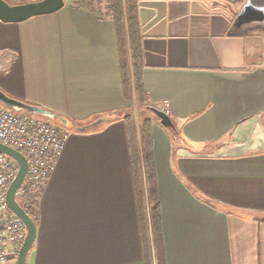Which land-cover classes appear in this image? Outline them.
Returning a JSON list of instances; mask_svg holds the SVG:
<instances>
[{
  "label": "crops",
  "instance_id": "0c3cea01",
  "mask_svg": "<svg viewBox=\"0 0 264 264\" xmlns=\"http://www.w3.org/2000/svg\"><path fill=\"white\" fill-rule=\"evenodd\" d=\"M138 1L167 264H264V0ZM65 2L0 22V90L74 125L27 264H145L116 27Z\"/></svg>",
  "mask_w": 264,
  "mask_h": 264
},
{
  "label": "trees",
  "instance_id": "16d2710c",
  "mask_svg": "<svg viewBox=\"0 0 264 264\" xmlns=\"http://www.w3.org/2000/svg\"><path fill=\"white\" fill-rule=\"evenodd\" d=\"M27 1L30 2L31 0ZM105 1L106 6L101 14L112 20L116 27L125 98L127 101L134 98L140 110L151 113L152 111L147 105L148 99L142 79L144 54L139 19V1ZM125 119L135 173L139 230L143 243L144 263L167 264L154 153L153 129L155 121L152 118L145 119L138 131L131 116L128 115ZM21 206L39 227V205L34 202Z\"/></svg>",
  "mask_w": 264,
  "mask_h": 264
},
{
  "label": "built area",
  "instance_id": "2783aa9c",
  "mask_svg": "<svg viewBox=\"0 0 264 264\" xmlns=\"http://www.w3.org/2000/svg\"><path fill=\"white\" fill-rule=\"evenodd\" d=\"M68 133L51 122L26 113L13 112L0 104V144L22 153L28 173L16 198L20 205H39L46 183L64 153ZM19 164L0 154V264L17 261L25 243L27 229L9 208L7 195L19 174Z\"/></svg>",
  "mask_w": 264,
  "mask_h": 264
},
{
  "label": "water",
  "instance_id": "95a60500",
  "mask_svg": "<svg viewBox=\"0 0 264 264\" xmlns=\"http://www.w3.org/2000/svg\"><path fill=\"white\" fill-rule=\"evenodd\" d=\"M65 5V0H41L39 2H31L24 5L11 6L7 2L0 0V22L4 24L23 23L35 17L56 14L57 12L61 11L65 7ZM246 6L249 7L250 2H248ZM0 104L16 113L23 112L29 115L39 116L48 119L49 121L58 120L60 127L64 130H74V125L68 120L63 119L59 115L42 109L38 106L27 104L22 101L11 98L1 90ZM150 111H152L157 116V118L160 120L161 125L164 128L172 130L175 129L174 124L167 113L151 107ZM113 119V117L98 119L97 121L93 122L90 126L97 127ZM89 128V126H84L77 128L76 130L81 132L87 131ZM0 154L13 158L15 161H17L20 168L17 178L9 188L7 202L10 210L23 221L27 229V237L25 239L24 245L22 246L19 252L17 259V264H27L28 256L34 248L37 240L38 227L35 222L29 217L26 211L22 208V206L19 204L16 195L19 189L23 186L25 178L27 176L28 162L22 153L15 151L2 144H0Z\"/></svg>",
  "mask_w": 264,
  "mask_h": 264
},
{
  "label": "rangeland",
  "instance_id": "374dc122",
  "mask_svg": "<svg viewBox=\"0 0 264 264\" xmlns=\"http://www.w3.org/2000/svg\"><path fill=\"white\" fill-rule=\"evenodd\" d=\"M3 1L7 2L11 6H18V5H24L27 3H31V2H39L41 0H31L30 2H28L27 0H3ZM68 3L75 5V6L79 5L82 8L92 10V11L96 12L97 14H101L102 12H104V8L106 6L105 0H69ZM128 115L132 117V120L135 123L138 131L141 127V123L145 119L152 118V119H154L153 121H155V122L158 120V118L156 116H154L153 114L146 112V111L144 112L143 110H140L139 107L137 106L136 101H135V106L133 107V110ZM37 117H39V116H37ZM39 118L42 120H45V118H42V117H39ZM45 121H48V120H45ZM50 122L54 126H59L58 125L59 121H50ZM251 128H250V132H253V127H251ZM261 137L264 139V134L262 132H261ZM18 201H20V200L18 199Z\"/></svg>",
  "mask_w": 264,
  "mask_h": 264
}]
</instances>
